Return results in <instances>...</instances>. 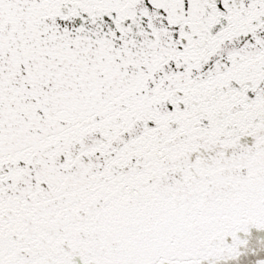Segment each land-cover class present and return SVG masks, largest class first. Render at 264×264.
<instances>
[{"label": "snow or ice", "instance_id": "1", "mask_svg": "<svg viewBox=\"0 0 264 264\" xmlns=\"http://www.w3.org/2000/svg\"><path fill=\"white\" fill-rule=\"evenodd\" d=\"M264 0H0V264H264Z\"/></svg>", "mask_w": 264, "mask_h": 264}, {"label": "water", "instance_id": "2", "mask_svg": "<svg viewBox=\"0 0 264 264\" xmlns=\"http://www.w3.org/2000/svg\"><path fill=\"white\" fill-rule=\"evenodd\" d=\"M261 255L264 256V253H262ZM255 259H257V257H252L251 258L253 264H254ZM245 264H247V259L245 260Z\"/></svg>", "mask_w": 264, "mask_h": 264}]
</instances>
